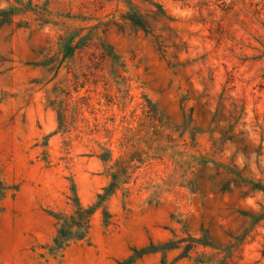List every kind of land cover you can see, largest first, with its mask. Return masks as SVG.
Wrapping results in <instances>:
<instances>
[{
    "label": "rangeland",
    "instance_id": "1",
    "mask_svg": "<svg viewBox=\"0 0 264 264\" xmlns=\"http://www.w3.org/2000/svg\"><path fill=\"white\" fill-rule=\"evenodd\" d=\"M93 1L50 0L58 25L42 30L23 27V17L0 22V264H118L170 241L174 264H219L226 249L227 264H264V221L241 213L259 211L264 195L221 192L212 163L244 171L246 148L247 176L262 177L264 0H160L174 20L152 21L154 34L95 30L116 5ZM83 28L93 39L74 60L50 72L35 66L44 49L58 52L60 35ZM104 43L123 66L105 57ZM102 147L139 167L131 199L113 197L111 224L98 212L90 243L54 256L48 211L70 210L73 183L84 206L95 202L109 183ZM205 237L212 246L195 244Z\"/></svg>",
    "mask_w": 264,
    "mask_h": 264
},
{
    "label": "trees",
    "instance_id": "2",
    "mask_svg": "<svg viewBox=\"0 0 264 264\" xmlns=\"http://www.w3.org/2000/svg\"><path fill=\"white\" fill-rule=\"evenodd\" d=\"M175 2L185 0H172ZM9 6L7 8L0 9V22L4 24L14 23L16 18L23 17L26 20L20 21V24L25 28H30L33 25L38 30H42L45 27L53 24L58 25L51 18L52 14L49 10L50 0H47L43 6V9L39 4H35L34 0H8ZM100 6V9H104L108 4L116 5V9L113 13L107 15L108 21H102L99 25L95 26V30H102L106 25H112L119 30L123 29L124 25L130 27L135 32H143L145 34H154L157 30V26L152 25V21L158 23V19H166L173 21L174 19L167 13L164 4L160 0H94ZM70 17V16H68ZM75 19V18H73ZM162 31H169V29H161ZM84 31L80 29L74 32H68L66 35H60L58 41V52L51 54V49H44L41 52L43 58L35 63V66L46 70L47 72L57 70L61 65L67 61L75 59L77 53L91 44L93 34H82ZM98 32V31H97ZM104 55L113 65L120 64L121 57L114 51V49L107 44H103ZM159 50L165 53L163 44H159ZM122 63V62H121ZM123 66V63L120 64ZM160 120V119H159ZM234 124L229 127L233 128ZM229 135V140H233L234 136H230V132H225L223 135ZM102 152L97 155V158L107 168L106 176L109 179V183L102 188V191L97 194L95 202L89 206H84L77 194L76 185L72 184V197L71 208L68 211L61 210H49L48 214L54 219L56 226V233L50 246V254L57 256L62 255L67 249L73 245L90 243L91 232L93 228V217L98 212L101 213L103 223L108 226L112 222L113 214L109 210V202L120 192L124 198L125 204L130 201L132 196L131 184L133 181V175L136 169L139 167L133 164L134 160L123 161L121 158L114 157V150L108 147H102ZM244 148V156L248 163H246L244 171H239L235 165L224 164L221 162H212L216 169V174L223 176V181L220 184L221 192H231L234 186H242L247 190L243 191V194L249 195L251 193H262L264 195V170L261 172V178L255 179L252 175L250 167V156L246 153ZM259 153L258 156H261ZM140 163H143L140 161ZM209 162H205L206 167ZM258 169H260L259 162ZM137 181H134L136 184ZM261 209L259 211H247L241 212L242 215L247 216L253 224H259L264 221V202L259 204ZM195 244L203 245L204 247L212 246L205 238L195 239ZM177 242V241H176ZM175 241H170L162 244L150 243L149 246L141 249H133L132 254L125 260L118 264H135L143 257L161 253V264H174L167 259V253L176 247L171 246ZM196 245H193L195 247ZM190 251L186 254H181L180 257H189ZM232 252L225 250V256L219 262V264H227V261L231 259ZM199 264L200 262L197 260Z\"/></svg>",
    "mask_w": 264,
    "mask_h": 264
}]
</instances>
